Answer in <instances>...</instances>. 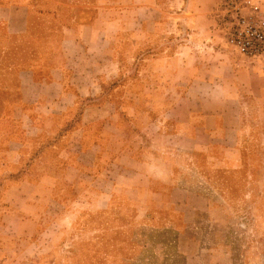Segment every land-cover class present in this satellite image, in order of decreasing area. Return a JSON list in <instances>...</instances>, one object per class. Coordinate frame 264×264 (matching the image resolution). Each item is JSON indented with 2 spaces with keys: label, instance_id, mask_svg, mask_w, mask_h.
Listing matches in <instances>:
<instances>
[{
  "label": "crops",
  "instance_id": "obj_1",
  "mask_svg": "<svg viewBox=\"0 0 264 264\" xmlns=\"http://www.w3.org/2000/svg\"><path fill=\"white\" fill-rule=\"evenodd\" d=\"M32 1L0 0V23L10 24L9 35L22 34L12 24L26 23ZM223 2L191 1L185 11L190 17L182 22L195 26L189 33L194 43L203 37L208 41V25L215 20L211 14ZM253 4L264 13V0ZM101 18L90 23L73 18L77 29L68 30L65 43H78L84 51V45H92L101 53V44L111 43L116 34L103 29ZM137 35L130 36L133 44L152 34L143 30ZM187 50L144 46L140 52L133 47L129 70L117 64L107 77L99 64L83 81L69 77L67 62L40 81L33 70L22 73L26 77L15 107L20 111L11 117L21 119L23 141H11L0 151V264L39 258L38 251L57 237L60 227L50 219L47 203H60L69 189L79 190L85 177L99 188L111 184L109 194L94 188V207L98 200L126 202L136 214L159 216L169 228L181 221L184 228L199 231L202 216L221 209L208 194L191 191L187 173L239 170L251 166L246 153L264 150V55H239L242 61L231 64L204 63ZM121 74L127 76L124 83L105 93L103 82ZM75 118L76 127L62 131ZM28 163L31 170L24 174ZM260 183L264 186V175ZM84 197L79 193L78 199Z\"/></svg>",
  "mask_w": 264,
  "mask_h": 264
},
{
  "label": "rangeland",
  "instance_id": "obj_2",
  "mask_svg": "<svg viewBox=\"0 0 264 264\" xmlns=\"http://www.w3.org/2000/svg\"><path fill=\"white\" fill-rule=\"evenodd\" d=\"M191 1L33 0L26 23L12 24L15 30L22 31L21 35H9L6 25L10 24L0 23V115L5 119H12L13 112L19 115L20 109L15 107L21 97L20 84L26 77L23 72L33 70L35 80L40 81L65 62L71 71L69 77L83 81V76L89 77L99 64L107 77L117 64H122L125 72L129 70V49L133 47L139 51L144 46L170 50L182 47L188 53L193 49L204 63L242 61L226 44L224 14L220 12L224 2L211 14L215 20L208 25V41L203 37L194 43L189 33L195 26L190 29L182 22L190 17L185 11ZM96 16L102 17L105 31L116 33L111 43L101 44V53L92 45H84V51L78 43H65L68 30L77 29L73 18L77 23H90ZM143 30L152 35L145 40L139 37L133 44L130 36H141ZM212 49L226 57L216 56ZM181 58L185 60L187 55ZM186 88L182 85L180 89ZM14 121L21 136L22 121ZM5 128L9 129V125ZM3 143L0 134V145ZM245 159L252 160L251 166L247 164L239 170H208L201 172L203 178L187 173L191 191L208 194L221 208L213 215L202 216L199 231L184 228L181 221L176 228H169L158 221L159 216H140L122 201L105 204L98 200L94 207L93 190L101 189L103 194L108 190L109 194L110 183L99 188L93 178L85 177L77 185L79 190L69 189L60 200L66 190L63 187L58 196L60 203L49 201L46 205L52 213L50 219L59 222V233L38 251L39 260L25 264H264V186L260 183L264 150L255 148L246 153ZM250 175L257 179H249ZM79 193L85 197L78 199ZM62 215L66 216L61 218ZM50 238L43 236L46 241Z\"/></svg>",
  "mask_w": 264,
  "mask_h": 264
},
{
  "label": "built area",
  "instance_id": "obj_3",
  "mask_svg": "<svg viewBox=\"0 0 264 264\" xmlns=\"http://www.w3.org/2000/svg\"><path fill=\"white\" fill-rule=\"evenodd\" d=\"M220 8L228 47L246 59L264 55V13L253 0H225Z\"/></svg>",
  "mask_w": 264,
  "mask_h": 264
},
{
  "label": "trees",
  "instance_id": "obj_4",
  "mask_svg": "<svg viewBox=\"0 0 264 264\" xmlns=\"http://www.w3.org/2000/svg\"><path fill=\"white\" fill-rule=\"evenodd\" d=\"M35 58H37V56ZM138 58H140L138 60L141 61V59H142L141 55H140V57L138 56ZM121 66H123V65L121 64ZM126 78H127V76L121 74L119 77H117L114 80L112 79V80H110L108 82L107 81L103 82V90L105 91V93H111L113 91V89H115L116 87L121 85L122 82L124 80H126ZM0 120L2 121V123H0V134H3V141H4V143L0 145V151L3 148H5V146L11 141H19V142L23 141V133H22V131H21V136H20V133L17 134V124H16L17 122H15L12 119H5L2 115H0ZM78 121L79 120L77 118H75L74 120H72L71 123L66 125V127L62 131H68V130L76 127V124L78 123ZM6 124L9 125V129H7V130L5 128ZM18 136H20V137L19 138H15V137H18ZM30 170H31V167H30V165L28 163V166H24L22 168V173L26 174Z\"/></svg>",
  "mask_w": 264,
  "mask_h": 264
}]
</instances>
